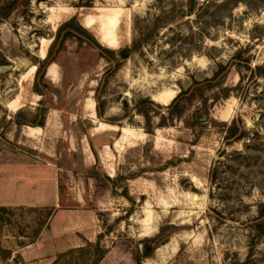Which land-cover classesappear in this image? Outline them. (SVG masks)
I'll return each instance as SVG.
<instances>
[{"label":"rangeland","instance_id":"rangeland-1","mask_svg":"<svg viewBox=\"0 0 264 264\" xmlns=\"http://www.w3.org/2000/svg\"><path fill=\"white\" fill-rule=\"evenodd\" d=\"M73 17L113 47L100 44L110 51L101 55L78 38L53 48L54 60L65 52L66 68L57 84L46 83L45 70L37 84L63 127L47 136L45 153L77 168V141L95 124L82 119L90 92L96 121L118 131L95 143L94 195L85 204L98 207L90 226L96 238L65 260L264 264L263 227L257 230L264 221V0H0V67L10 68L0 72V101L25 95L20 75L45 62L57 29ZM18 119L39 120L30 112ZM233 122L238 140L228 131ZM48 218V211L0 210V264H23L11 256Z\"/></svg>","mask_w":264,"mask_h":264},{"label":"crops","instance_id":"crops-1","mask_svg":"<svg viewBox=\"0 0 264 264\" xmlns=\"http://www.w3.org/2000/svg\"><path fill=\"white\" fill-rule=\"evenodd\" d=\"M89 21L85 19L83 22L85 28L93 24L90 19ZM51 40L47 41L46 49ZM102 42L103 40L99 43ZM69 44L75 45L73 42H66L64 47ZM102 45L107 48L113 47L104 43ZM46 49H42V57L39 54L41 49L37 51L39 59L45 58ZM65 61H67L65 52H59L56 59L45 69L46 83L50 85L58 83L62 68H66ZM31 67H35L32 72ZM27 68L17 80L18 86L24 87V84L28 86L25 95L19 92L10 100L0 101V113L3 115L0 118L2 121L0 134L5 138L4 141L0 138V209H36L49 212L46 226L38 231L32 243L12 255L11 260L18 255L23 264H51L58 254L83 247L96 238V233L90 226L96 218L98 207L85 204L92 200L94 195L95 177L89 173L95 168L96 160L90 144L93 143L96 152L95 143L100 141V135L118 131V127L96 121L94 101L90 92L82 103L81 111L86 115L82 116V119H89L91 123H95V127L94 125L89 127L77 141L79 151L77 168L51 160L45 153L48 147L46 138L52 130L63 127V119L59 110L51 109L52 100L47 104L44 96L33 91L37 66L30 64ZM27 80L30 81L22 82ZM18 95L21 97L20 104L16 98ZM68 102L74 104L73 101ZM45 106L42 126H29L24 123L25 121L18 119L25 112L36 116L37 111ZM18 121L21 122L20 125L17 124ZM92 129L97 133L91 134ZM121 132L122 128L119 129V136ZM119 136L114 139L115 149L120 145ZM103 148L106 149L107 145ZM101 156L103 159L108 158L105 151L101 152ZM112 173L111 171L110 175ZM70 200L81 204L71 205Z\"/></svg>","mask_w":264,"mask_h":264},{"label":"trees","instance_id":"trees-1","mask_svg":"<svg viewBox=\"0 0 264 264\" xmlns=\"http://www.w3.org/2000/svg\"><path fill=\"white\" fill-rule=\"evenodd\" d=\"M191 6H193V5L191 4ZM4 10L7 12V14H11L13 8L11 6L7 9H4ZM63 32H64V34L62 35ZM78 38L79 39L85 38V41L91 47L97 49L101 55H103V54L106 55V54L110 53L109 50L103 48L100 44H98L96 42V40L94 39V37L90 33H88L81 26H79L74 17L71 18L70 20H68L67 22H65L59 26V28L57 29L55 38L50 45V48H49L45 62L42 65H40L36 70V73L34 76V78H35L34 84H33V91L35 93L42 95V96L44 95L42 88L40 86H38L37 82L40 81V79H42L45 68L54 60L53 48L57 44H59V47L57 49V52H58L62 49L65 42L72 41V40L78 39ZM205 84H208V82H205L204 84H202V86H204ZM180 97H181V94L176 96L172 100L171 105H174ZM45 112H46V106L42 107L38 110V112L36 114V117L39 118L37 126L43 125ZM17 124L20 125L21 122L18 121ZM228 131L231 132V135L235 136L237 140L240 139L241 137H243V133L240 131V128L234 126V122H233V125L229 126ZM229 138H230V135L226 139L228 140ZM91 149H92V152H93L95 159L97 160L95 150L92 147H91ZM0 210L3 211L5 209H0ZM261 217H263V216H259V218H261ZM260 227H263V230L261 231V232H263L264 231V221H261L258 223V225H257L258 231H259ZM88 246H89V243L85 247H78V248H74V249H69L63 253H60L55 257L54 261L51 264H71V261H69V260L66 261L65 259H68L70 256L74 255L75 253H79V254L83 255V253L87 251ZM9 255H10V253H7V256H9Z\"/></svg>","mask_w":264,"mask_h":264},{"label":"water","instance_id":"water-1","mask_svg":"<svg viewBox=\"0 0 264 264\" xmlns=\"http://www.w3.org/2000/svg\"><path fill=\"white\" fill-rule=\"evenodd\" d=\"M124 56H126L125 52H121ZM9 70V67L8 66H2L0 67V72L4 73V72H7ZM190 183H186L185 184V188L189 187Z\"/></svg>","mask_w":264,"mask_h":264},{"label":"built area","instance_id":"built-area-1","mask_svg":"<svg viewBox=\"0 0 264 264\" xmlns=\"http://www.w3.org/2000/svg\"><path fill=\"white\" fill-rule=\"evenodd\" d=\"M195 1L197 2L198 5H203L205 3V0H195ZM10 210H22V209H10Z\"/></svg>","mask_w":264,"mask_h":264},{"label":"flooded vegetation","instance_id":"flooded-vegetation-1","mask_svg":"<svg viewBox=\"0 0 264 264\" xmlns=\"http://www.w3.org/2000/svg\"><path fill=\"white\" fill-rule=\"evenodd\" d=\"M117 185H118V183L114 186V189H115L116 191H118ZM119 192H120V194H121V191H119Z\"/></svg>","mask_w":264,"mask_h":264}]
</instances>
